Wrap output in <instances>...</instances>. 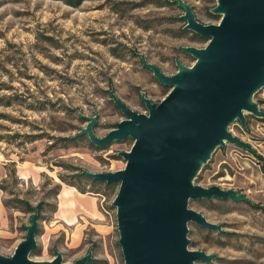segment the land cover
<instances>
[{
    "label": "rangeland",
    "instance_id": "374dc122",
    "mask_svg": "<svg viewBox=\"0 0 264 264\" xmlns=\"http://www.w3.org/2000/svg\"><path fill=\"white\" fill-rule=\"evenodd\" d=\"M169 1L174 2L83 0L73 7L55 0H0L1 255H12L25 235L32 215L27 202L40 206L30 259L50 260L60 252L62 262L72 264L91 249L93 259L86 264H124L111 206L118 185L78 174L123 169L117 153L128 151L133 141L99 149L87 136L71 137L85 126L82 116L98 115V137L124 119L110 91L138 113H147L141 92L153 102L163 99L168 87L142 66L140 56L166 75L176 72L175 60L193 63L178 48L204 47L207 39L183 30L178 18L183 10ZM184 1L199 22L219 21L210 12L215 0ZM253 100L264 111V88ZM245 124L236 120L228 131L256 154L231 144L219 147L194 184L242 192L262 210L232 199L189 201L190 209L226 231L188 224L189 249L217 256L209 264H264V121L245 114ZM78 194L96 198L109 230L79 208L75 222L58 223L61 200L73 206Z\"/></svg>",
    "mask_w": 264,
    "mask_h": 264
},
{
    "label": "water",
    "instance_id": "95a60500",
    "mask_svg": "<svg viewBox=\"0 0 264 264\" xmlns=\"http://www.w3.org/2000/svg\"><path fill=\"white\" fill-rule=\"evenodd\" d=\"M215 1L210 12L219 16V21L203 24L190 4L174 0L183 10L178 17L184 22L182 29L207 39L204 47L178 48L193 58L191 65L175 60L176 72L166 75L140 56L142 66L169 89L161 101L153 102L141 92L147 113H138L110 91L124 119L98 137L94 133L98 115L82 116L85 126L71 137L87 136L99 149L128 138L133 141L128 151L117 153L125 162L123 169L82 171L94 181L118 185L111 206L124 264H209L217 256L189 249L188 224L219 234L226 231L190 209L189 201L250 202L244 193L233 189L194 184L219 147L231 144L256 154L228 128L236 120L246 128L245 114L264 120V111L253 100L264 88V0ZM38 215L34 208L23 239L12 255L0 254V264H65L60 252L45 261L29 258L37 246ZM92 259L89 249L72 264Z\"/></svg>",
    "mask_w": 264,
    "mask_h": 264
},
{
    "label": "crops",
    "instance_id": "0c3cea01",
    "mask_svg": "<svg viewBox=\"0 0 264 264\" xmlns=\"http://www.w3.org/2000/svg\"><path fill=\"white\" fill-rule=\"evenodd\" d=\"M63 193V192H62ZM72 194V193H71ZM79 196H74L73 195V206H70L67 204V206H65V202H63L61 200V203L59 204V209H61V213L58 217V223H60L61 225H70L69 222H75L76 221V213L75 212V208H79L80 210H82L84 212V216L92 219V220H96L97 223H101L102 227H105L107 230H109V226L104 225V221L102 214L99 212V210L97 209L96 206V198L95 197H85V195L83 194H78ZM62 198V195H61ZM106 213V212H105ZM101 214V217H99V215Z\"/></svg>",
    "mask_w": 264,
    "mask_h": 264
},
{
    "label": "trees",
    "instance_id": "16d2710c",
    "mask_svg": "<svg viewBox=\"0 0 264 264\" xmlns=\"http://www.w3.org/2000/svg\"><path fill=\"white\" fill-rule=\"evenodd\" d=\"M55 1H62V2H63L64 4H66V5L76 7V6H78L83 0H55ZM169 3H174V2L169 1ZM263 121H264V120H263ZM65 139H69V138H65ZM256 156H259V155H256ZM78 176H84V177H86L88 180H90L91 182H96V181L90 179L89 177H87L86 175H84V174L82 173V171H80V173L78 174ZM99 182H101V181H99ZM105 184H106V183H105ZM106 185L109 187L111 184H106ZM245 203L249 204L250 206H252V207H254V208H257V209L262 210V208L253 205V203H251V202H245ZM24 204H25L27 210H29V211H31V212H33L34 208H37L38 210H39V208H40V206L32 207V206H31L29 203H27V202H24Z\"/></svg>",
    "mask_w": 264,
    "mask_h": 264
},
{
    "label": "bare ground",
    "instance_id": "6f19581e",
    "mask_svg": "<svg viewBox=\"0 0 264 264\" xmlns=\"http://www.w3.org/2000/svg\"><path fill=\"white\" fill-rule=\"evenodd\" d=\"M74 237V236H73ZM75 238V237H74Z\"/></svg>",
    "mask_w": 264,
    "mask_h": 264
}]
</instances>
